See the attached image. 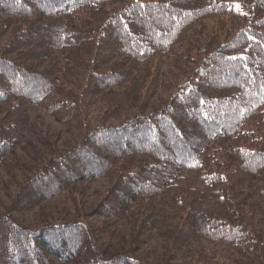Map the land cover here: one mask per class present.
Returning a JSON list of instances; mask_svg holds the SVG:
<instances>
[{"label": "trees", "instance_id": "16d2710c", "mask_svg": "<svg viewBox=\"0 0 264 264\" xmlns=\"http://www.w3.org/2000/svg\"><path fill=\"white\" fill-rule=\"evenodd\" d=\"M67 50L63 70L42 66ZM162 58L161 80L138 77ZM33 110L75 146L46 148ZM39 143L36 164L10 161ZM1 168L20 176L0 200V264H264V0H0ZM94 181L107 188L84 219L19 222L62 199L79 212L73 191ZM87 218L128 225L129 248ZM148 242L161 260L139 256Z\"/></svg>", "mask_w": 264, "mask_h": 264}, {"label": "rangeland", "instance_id": "374dc122", "mask_svg": "<svg viewBox=\"0 0 264 264\" xmlns=\"http://www.w3.org/2000/svg\"><path fill=\"white\" fill-rule=\"evenodd\" d=\"M51 57L43 63V67H47L49 65H55L60 71L63 70L65 66V57L70 55V51L62 52V51H52ZM164 61V58L159 60H154L153 62L144 66L141 72L138 74V77L143 80L146 77V73L150 71L151 75H157L158 79L161 80L162 73L167 72L171 66H168V62ZM147 67V68H146ZM183 80L180 78L174 80L170 79V83L172 87L170 89H166V87L159 88L155 93L150 106L147 108L145 113H150L155 110L161 109L168 103L169 96L174 94L177 90V87L183 84ZM164 86H167L164 83ZM31 119V126L35 128H40L43 132V136L47 142L46 148H52L55 152L60 153L63 152L73 146H75V139L66 135L63 130L56 125L49 117L45 116L43 113L37 110H33L29 113ZM46 148H44L40 143L36 146L26 147L24 150H20L17 154L10 158L11 162H23L27 164H31L37 161L36 159L42 158L45 153ZM48 150V149H47ZM16 173L20 176V172H14V170L8 171L4 168L0 169V200L3 202H7V194L10 192L8 189L12 186V175ZM107 188V183L105 181H94L88 183H82L79 185L74 191L72 197L77 198V205L79 212L77 211L76 206H74L73 202L68 203V208L71 212L69 215L66 211H64L65 200L62 199L60 201H54L48 204L43 205L42 207H37L32 209L30 212L20 216L18 218L19 222L31 229H36L43 226L45 223H57L58 221L64 220H78L84 219V214H90L94 208L97 207L99 201L102 199L105 189ZM71 199H68L70 201ZM152 204L143 202L137 205L131 212L133 218L142 217L144 213L149 211ZM2 209H0L1 211ZM2 213V212H0ZM86 222L92 224L95 228H104L107 231L111 232L110 235L104 236V241L107 246L110 248H115L120 245L126 246L129 248V240L131 235V229L128 225L120 224V225H107L104 222L103 218H95L86 219ZM202 250L208 251L211 253L213 250L210 246H201ZM160 250L151 242L145 244V246H141L139 256L145 257L146 260H159L160 259ZM223 258V262L225 264H246L245 262L235 259L229 253H220ZM217 257L216 254L213 255ZM161 260V259H160ZM232 262V263H231Z\"/></svg>", "mask_w": 264, "mask_h": 264}]
</instances>
